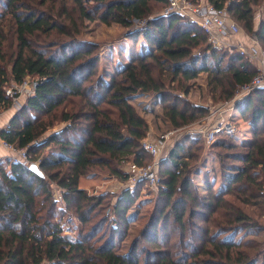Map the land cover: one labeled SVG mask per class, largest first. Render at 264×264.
<instances>
[{"label":"trees","instance_id":"obj_1","mask_svg":"<svg viewBox=\"0 0 264 264\" xmlns=\"http://www.w3.org/2000/svg\"><path fill=\"white\" fill-rule=\"evenodd\" d=\"M207 2L227 8L264 49V0ZM167 4L0 0V108L13 105L8 81L30 76L38 83L0 136L27 148L44 173L20 162H10V170L0 164V264H264L263 228L235 203L264 206V88L236 104L252 125L248 145L228 136L210 145L218 151L219 190L209 185L203 196L192 178L203 166L197 170L200 156L192 150L202 134L189 132L176 141L160 161L162 179L152 189L148 220L128 252L118 249L138 216L131 209L142 181L118 194H91L79 185L82 176L99 170L126 182V162L152 161L143 147L149 122L132 103L137 97L157 96L163 118L182 128L210 113L189 98L201 73L213 100L229 101L259 72L237 49L211 45L190 17L164 15ZM95 21L120 24L135 43L143 37L153 49L136 53L107 81L99 75L100 45L82 35L86 22ZM7 42L16 45L10 54ZM65 216L80 222L75 235L66 232Z\"/></svg>","mask_w":264,"mask_h":264},{"label":"rangeland","instance_id":"obj_2","mask_svg":"<svg viewBox=\"0 0 264 264\" xmlns=\"http://www.w3.org/2000/svg\"><path fill=\"white\" fill-rule=\"evenodd\" d=\"M193 2L204 3L207 1L206 0H195ZM238 24L241 28L242 34L252 37L251 34H248L246 32V30L243 28V26L240 23H238ZM128 32H129L128 29L117 26V24H113L111 26H108L106 24H103V23L97 22V21L86 22V27L84 28L83 34H82L83 38L94 41L100 45V58H101L100 63H99V75H100V77L103 76V74L105 72L104 70L114 69L117 61H118V63H120L121 61L124 62L123 60H120V58H123V57L120 56V50H119L118 46H119L120 41L126 40L125 37L126 36L128 37ZM129 41H130L129 43L131 44V46L133 45L135 48L136 47L140 48V40L137 43H135L132 39ZM12 45H13V47H12ZM5 46H6L9 54L16 50V45L14 43L12 44V42H7V44ZM6 63H7V61L2 62V65L8 69V72H10L11 66L9 64H6ZM206 77H207L206 74H202V76H200L198 79L193 81L192 89L195 91L193 93V95H196V98L193 99L192 97L190 98V96H189V98L192 101L194 100L197 102H199V101L204 102L200 99V97H198L199 92H204V93H202V98H204L206 100L205 103H207V105H209V107L208 106L207 107L209 108L210 113L204 119H202L200 122L182 127L180 129V131L178 132L179 133L178 136H175L174 139L168 143V146L165 149H163V151L159 157V158H161V160H163L167 157L169 151L175 145L177 140L182 138L186 133L194 132L193 130H195L197 127H202L204 124H205V126L208 125V127H211V125L216 122L217 116L221 112L226 113L227 117H230L234 121L237 118V117L236 118L234 117L235 116L234 114L236 113V116H237V114H240V112L237 110V108H236V110H232V109L228 108V106H227L228 101H222V100H216L215 101V100H213L214 98H213L212 93L210 92V89H208V88L204 89L202 86H200L201 84L207 83ZM12 82L13 81H11V83ZM26 99H27V94H22L21 97H17L15 99L14 104L10 108H8V109L0 108V114L3 112L4 113L7 112V110H10L12 112L15 111V113H16L22 107V105L25 103ZM140 102H143L141 104V106H140ZM145 102H146V100L144 98L134 99L132 101V103L135 106H137L138 110L143 114V116L149 122L150 130H149V134H148V137L146 138V140L153 142V141L158 140L162 135L169 133L173 130H176L175 128H173L169 124L168 121H166L163 118L162 112L159 114L158 117H156L157 113H155L154 115L144 113L145 108H143V106H144ZM218 109H220V110H218ZM213 110L216 111L215 115H211L212 114L211 111H213ZM237 120H239L236 122V125L238 127V132L236 133L235 136L230 137V139L233 140L238 146H242V145L247 146L248 144H243L239 137L241 136V133H246L249 130L251 131V124H250L251 122L247 121L241 114H240V116H238ZM62 126H64V123L56 125L55 128L51 129L49 132L46 133L45 137L48 136L47 135L48 133H53L54 131L60 130L62 128ZM177 129H179V128H177ZM240 129H241V133H240ZM250 136H251L250 138L252 139L253 135L251 134ZM45 137H43V138H45ZM29 139H30L29 143H31L32 139L30 137H29ZM211 144L212 143H208L206 141L204 136H203L201 142H199L197 144L194 143L193 145L190 144L193 147L192 150L197 152V154L199 153V156H200L199 165L197 166V170L202 165L204 166L206 163H208L207 167H205V168H207V171L205 168L203 169L206 172L202 170L203 171L202 175L198 176L197 172L194 170L193 175H192L193 180L197 184L199 191L203 196H205L208 193L207 188L209 185L214 186L215 190H219L220 186H221L220 164H219V158L217 156L218 151L212 150L210 148ZM190 145H188V146H190ZM198 146H199V149H197ZM201 146H202V149H201ZM218 150H221L219 152L224 151V149H218ZM4 159L6 161H1V164L7 170H10L9 163L13 162V158L12 157H4ZM154 161H156V159L153 157L152 161L150 163H152ZM132 163H134V162H126L125 163V167H126L125 169L126 170L128 169V171H130L129 167ZM157 169L159 172V166L157 167ZM206 173H208L209 176H206ZM130 175L131 174L129 173V177H130ZM159 176H160V174H159ZM160 178H161V176H160ZM80 187L83 189H86L91 194H104V193H109V194L117 193L118 194L123 189H125L127 187L132 188L135 186L130 184L128 180L126 182L120 180L117 176L110 173L108 170H99L95 173L93 172V173L85 175L84 178L82 179L81 183H80ZM152 189H153V187L150 186V184H148L145 180L142 181L141 192H140L141 196L138 199L135 206L131 209V212L137 213L138 216L135 219V221H133L131 223L130 229H129V234H128L127 238L125 239V242L120 245V247L118 249L119 252H122V253L128 252L132 246L133 240L141 233L142 229L144 228V226L148 220L150 211H151L152 202L155 199V192H153ZM59 192H60V190L59 191L57 190V192H56L57 196H59L58 195ZM113 199H116V198H113ZM235 203L238 206L242 207L245 210V212L253 218L254 223L259 224V226H261L263 228L262 235L264 236V206L263 205H261V206L245 205V204H241L238 201H235ZM111 211H112V209H108L107 213H110ZM63 225H64L67 233L75 235L78 232L80 222L76 218H74L73 221H68L67 216H65V218L63 220Z\"/></svg>","mask_w":264,"mask_h":264},{"label":"built area","instance_id":"obj_3","mask_svg":"<svg viewBox=\"0 0 264 264\" xmlns=\"http://www.w3.org/2000/svg\"><path fill=\"white\" fill-rule=\"evenodd\" d=\"M207 1V0H206ZM183 14L190 17L194 22L201 26L208 34V42L216 47L237 49L240 54L257 60L261 66L258 74L253 80L247 84L240 86L234 97L228 101V108L236 110V104L246 98L254 89L264 88V49L259 44L255 37H247V43L244 40H239L237 35L241 34L239 24L234 21L227 8H218L208 2L195 3L193 0H168L167 7L164 9V15ZM260 15L257 14L256 18ZM137 22V21H136ZM250 40V41H249ZM37 81L28 76L21 83L7 82L6 95L14 101L22 94H27L30 97L36 93ZM220 110V109H218ZM217 110V111H218ZM211 115H215L216 111H211ZM181 128L173 130L162 135L158 140L150 142L144 140L143 147L152 154L156 161L147 165H138L132 163L129 167L130 177L128 181L135 186L140 181L145 180L150 186L156 187L161 183V178L157 167L159 166L160 154L163 149L168 146V143L178 136ZM194 132L201 133L208 143H213L220 136H235L238 132L236 121L227 117L226 113L221 112L216 119V122L208 127L205 124L202 127H197ZM0 147L7 150L12 155L13 162H20L25 166H30L32 163L39 165L40 161H32L27 148H19L8 140L0 136Z\"/></svg>","mask_w":264,"mask_h":264},{"label":"crops","instance_id":"obj_4","mask_svg":"<svg viewBox=\"0 0 264 264\" xmlns=\"http://www.w3.org/2000/svg\"><path fill=\"white\" fill-rule=\"evenodd\" d=\"M257 22H258V18H257ZM117 26H120V27H122V28H124L123 26H121L120 24H117ZM247 36L246 35H244V34H239V35H237V38L239 39V40H244L246 43H247V38H246ZM126 38V40H122V41H120V43H119V46H118V48H119V50H120V56H122L123 58H120V60H123L124 62H120V63H118V61H117V63H116V65H115V68L114 69H112V70H108V69H106V70H104L105 72H104V74H103V76H101V77H103V78H105L107 81H109L110 80V78L114 75V73H115V70H119V69H121L124 65H126V64H128L133 58H134V56H135V54L136 53H143V52H146V51H148V50H152L153 48H151L148 44H147V42L144 40V38L143 37H140V48H135L133 45L131 46V44L129 43L130 41L129 40H131V38L130 37H125ZM250 41V40H249ZM112 57V56H111ZM119 59V58H118ZM253 61V63L255 64V66H256V69H258V70H260V66H261V64L257 61V60H252ZM202 74H206V73H201L200 75H199V77L200 76H202ZM206 76H207V74H206ZM198 77V78H199ZM197 78V79H198ZM207 78V77H206ZM200 86H202L204 89H207L208 88V81H207V83H205V84H201ZM195 91L192 89L191 90V92H190V94H189V96H190V98L192 97L193 99H195L196 98V95H193V93H194ZM202 93H204V92H199V94H198V97H200V99L202 100V101H204V102H201V101H199V102H197V101H194L196 104H199V105H203V106H208L209 107V105H207V103H205V99L204 98H202ZM142 98H144L145 100H146V102H145V104H144V106H143V108H145L144 109V113H148V114H155V113H157V115H156V117H158L159 116V114L162 112V106H161V104H160V102H159V99H158V97L157 96H154V95H142V96H139V97H137L136 99H142ZM143 102H140V106H141V104H142ZM161 109V110H160ZM15 115V111L14 112H12V111H10V110H7V112H3V113H1L0 114V130L3 128V127H6L8 124H9V122L11 121V119L13 118V116ZM235 116V121L237 122V121H239V120H237L238 119V116H240V114H237V116H236V113L234 114ZM251 124V123H250ZM63 127V126H62ZM240 133H241V129H240ZM23 134L26 136V138H28V136L30 135L29 134V130H25L24 132H23ZM252 134V125H251V131L249 130V131H247L246 133H241V136L239 137L240 139H241V142L243 143V144H248L249 142H250V140H251V135ZM4 157H10V154H9V152L7 151V150H5L4 148H2V147H0V164H1V161H6L5 159H4ZM9 162V161H8ZM207 162V161H206ZM205 162V163H206ZM207 164L208 163H206L204 166H202L201 167V169L197 172V174H198V176H200V175H202V172L203 171H205V170H203L205 167H207ZM206 169V171H207V168H205ZM203 170V171H202ZM205 171V172H206ZM206 176H209V174L208 173H206ZM84 178V176H82L81 178H80V181H79V185H80V183H81V181H82V179ZM154 188V187H153Z\"/></svg>","mask_w":264,"mask_h":264},{"label":"water","instance_id":"obj_5","mask_svg":"<svg viewBox=\"0 0 264 264\" xmlns=\"http://www.w3.org/2000/svg\"><path fill=\"white\" fill-rule=\"evenodd\" d=\"M10 154V153H9ZM11 155V154H10ZM30 170L38 173L39 175L41 176H44V173L42 172V170L40 169L39 165L36 164V163H32L30 166H29Z\"/></svg>","mask_w":264,"mask_h":264}]
</instances>
